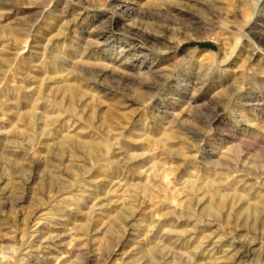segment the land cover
Listing matches in <instances>:
<instances>
[{"label":"rangeland","instance_id":"rangeland-1","mask_svg":"<svg viewBox=\"0 0 264 264\" xmlns=\"http://www.w3.org/2000/svg\"><path fill=\"white\" fill-rule=\"evenodd\" d=\"M0 264H264V0H0Z\"/></svg>","mask_w":264,"mask_h":264},{"label":"bare ground","instance_id":"bare-ground-1","mask_svg":"<svg viewBox=\"0 0 264 264\" xmlns=\"http://www.w3.org/2000/svg\"><path fill=\"white\" fill-rule=\"evenodd\" d=\"M89 150H90V151H93V150H94V148H93L92 146H91V147L89 146Z\"/></svg>","mask_w":264,"mask_h":264}]
</instances>
